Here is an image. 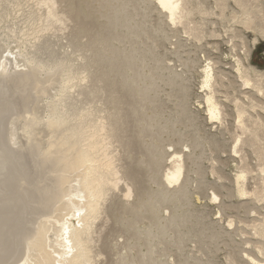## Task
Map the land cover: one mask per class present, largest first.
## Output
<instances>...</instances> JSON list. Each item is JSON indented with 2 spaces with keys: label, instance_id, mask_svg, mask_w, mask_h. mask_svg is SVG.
I'll use <instances>...</instances> for the list:
<instances>
[{
  "label": "bare ground",
  "instance_id": "bare-ground-1",
  "mask_svg": "<svg viewBox=\"0 0 264 264\" xmlns=\"http://www.w3.org/2000/svg\"><path fill=\"white\" fill-rule=\"evenodd\" d=\"M23 1L25 5H27L26 1H29V0H4L5 3H9L11 5L8 4V7H6V9L8 10L10 9L9 12H7L8 10L7 11L5 10L4 13H0V30H2L1 23L4 21L5 18L7 19V17L10 16L11 14L16 16L17 12L24 10V9L21 10V7L23 6ZM94 1L96 0H92L91 2H94ZM140 1L144 3L146 2L153 3L157 11H159L158 13L162 14V16L165 17L166 21L164 22L167 23L168 25L167 27H172L174 29H176L177 27H182L183 28L182 31L184 30L185 31L184 33L188 37H191L192 39H194L197 43L202 40H205L204 38L206 36H210V38L211 37L219 38L220 36L218 34L219 32L218 33L216 32L217 30H214V29L210 31L206 30L205 19L206 17H209V15L211 16V14L212 16L217 15L216 17L219 18L221 23L223 24L228 23V25H230L228 28H226V31L228 32L225 31L226 33L224 32L223 33L229 35L228 37L231 42L232 50H235L236 48H238L235 46L236 44L234 43V40L236 38L237 40L239 39V41L241 42L240 44L244 46V37H245L244 32L246 30H251L261 35L262 37H264V7H263V4L260 2V0H215L214 3L218 8L217 14H215L216 12L214 13V11L209 10L210 5L208 6V9H207L206 8L207 5L206 6L204 5L205 1L203 4V2H201L202 0H140ZM207 1L208 0H206V2ZM83 2H84L83 0L82 1L80 0H35V2H32V3H35V6L33 5L34 8L31 10L29 9L30 10L29 13L25 10V12H27V16L32 15V19H31L32 22H30L31 28L29 27L30 24L28 26L31 32H29V29H26L25 27H24L25 29L24 28L20 29V27L19 28L16 27L17 29L8 27L9 31L6 29L7 30L6 33H4V31L2 32L3 36H1V41H0V98H1L0 99V264H78L80 259H85V264H103L102 256L104 253L101 251V245H99V242L102 239V235H103L104 229L107 226V222L108 220H110L109 218H110L111 212L108 207V204H109L108 202L112 199L114 200L113 197H115L114 195H116L115 194L116 191H120L121 193V194L118 193L117 195L119 196L120 194L119 197L121 198V203L123 206V214H126L129 217L131 216V221L129 220L128 217L127 219L122 217L121 221L123 222L125 221V223L127 221L129 228L131 229L134 228L135 231L137 229L136 232H134L131 236L127 237L126 242L128 241V243H124V244H126L128 248L132 250L137 245L140 246L139 241L144 239V237H146L148 241V245H147L145 253H143L140 250L136 257L135 255L132 256V254L128 255L129 253L127 255H121L119 259L120 264H160L159 262L160 259L158 260L154 256V254L157 252V251L156 252L154 251V246L156 245L155 242L158 241L160 242L159 244H162L166 239L168 240L167 236H168L169 230L171 228L179 227L181 224H184L186 222V219L189 217L188 214L186 215L182 213L183 215L181 214L178 215L176 214V212L179 208V205H180L179 203H182L184 204V206L186 205V207L188 206L190 208L189 206L190 202H188V200L190 199L188 197L190 193L189 185H191L190 180L193 177L191 178L189 176V178H191L190 180L187 176L184 177L185 174L183 173V171L185 168V161H184L185 152H182V151L176 152L178 151L176 149V151L172 152V155L175 156L176 159L173 158L171 161H169V163L165 164V160H164L166 159L165 151L162 150V147L160 145L162 143L161 135H163V133H165L167 129L168 130L170 129L167 126V124L164 123L166 120L165 117H164L165 120L161 118L164 120L163 122L164 125L161 123L162 126L159 125V129H156V128L158 127V124H160V118H159V114L155 112V110H154V113L151 112V114L153 115H150V114H149L150 116L144 115L145 117L139 115L140 117L139 116L136 117V119L138 118L137 119L138 122H135L136 120L134 121L135 123H138V126L140 128V129H137L136 128L137 126H135L136 124L134 125L138 132L136 130L135 131L139 135L138 136L137 134H135V136L137 135L138 137L143 138V135L152 133L154 129L156 131L158 130L157 133L155 131L156 135L152 133L150 134V136L153 137V134H154L155 139L153 138V140H156L160 144L159 145L154 144V141H152L150 139L151 137H149V140L152 141L153 144H151L150 147L146 149L147 151L144 152L145 153L144 155L146 157H144L141 154L143 158L145 159L144 160L141 159L140 161H138V159L140 158L137 159L139 164L141 165L145 164V166H147L149 170L151 171L152 175L149 174L150 181L152 182V184L154 183L156 185V189L153 190L150 186L147 188L141 187L143 184H141L140 186L141 182L139 181V178L137 177V175H135L132 172L133 170L131 171L128 168L129 167L128 165H127L128 167H126L124 166V164L122 165L118 163L120 162L122 157L120 158L119 154L117 153L118 151L117 148L114 149V152L110 148L113 146L114 143L122 144L121 133H123L125 125H127V122L125 124L126 120L124 119L125 117L122 113L123 111L120 108V104L122 105L121 103L122 97L117 95L118 92H120V89L121 91H123L122 88H125L124 90L128 89L131 91L133 89L136 95L140 96L139 98L140 101L138 102V104L139 103L141 104H139V107H137L138 105L136 107H133L130 110V112L132 113V115L137 112L141 114L140 113L141 110L145 109L144 106H147L146 103L153 104L152 102L154 100L153 99L151 100L150 94L151 93L154 94L156 90L158 89V86L160 85L158 84V81H160V83L161 82L163 83L165 81V79L163 81V76H162L163 74L160 75L161 72L160 73L158 72L159 74L157 73V71H162L164 73L163 67L160 68L161 67L160 65H159L160 67L155 65L153 69L150 68L149 74L145 73V68L147 66L146 59H148L147 57H149V55L151 54L153 55L152 53L153 49H151L152 47L144 46V43H142L143 47H140L141 45L139 43L140 39L143 38L144 36H147L149 34V31L145 27V25L143 24L141 25L140 23L138 25V23H136L135 21V19L137 18L136 15L138 14L134 15L130 7L135 5L136 3L133 4L132 0H97L96 2L98 3V5L96 6L99 7V18L100 19L104 18L105 22L104 23L102 22L99 25V27H97V29H94L93 26L89 25L88 23H90L91 19H93L94 21H97L98 17L95 16L89 19L90 12L87 13V10L85 12V10L81 8V5L83 4ZM229 2H232L235 5L236 9H234L233 7H232L233 9L229 7ZM2 3H3L2 0H0V5H2ZM29 3H31V0ZM137 5L139 6V4H136V6ZM149 7H151V5ZM229 8H230V11L228 10ZM140 11L141 10H139V12ZM157 11H155V13ZM141 12H143V10ZM149 14L150 13L148 12L147 14L145 10L142 16L146 17ZM195 15L200 16V20L197 22L194 21ZM80 17L82 18V20ZM143 21H144V24H146L145 22L146 20H143ZM159 25L160 24H158L157 27H159ZM163 25L164 24H162L161 26ZM67 32L69 33L70 40L72 41V43L70 44H72L74 48V53L78 54L77 57L79 55H82L83 60H87V61H84L85 63H82V64L80 63L76 65L74 60H79V59L73 60V58L71 57L72 54L70 55L66 51H65L66 57L61 56L57 59L56 58L55 59L45 58L46 60L43 59L44 57L41 58L39 55H36L35 53H33L32 49L39 43L40 39L42 40L43 38H45V36L58 37L61 34L64 36V33H66V35L68 34ZM169 32H170V29H169ZM151 34L152 36H154L153 31ZM88 35L90 39L87 38L86 40H89V41L87 42L84 41L85 43H81L80 40L86 36L88 37ZM148 38L145 37V40H147ZM154 38L156 40V35ZM162 38H165V36ZM149 41H151V39ZM140 42H144V41H140ZM120 44H123V45L129 44V46L120 47L118 46ZM18 45H20V48H18L19 51L16 52L17 56L14 55L13 57L12 53L11 54L9 53V51L11 50H9L8 48L9 47L14 48L15 46H18ZM183 45L184 44H182L181 46ZM250 46L251 45L249 44V47ZM183 47H186V46H183ZM234 47L236 48L233 49ZM242 48L244 51L242 49L241 51H243L244 53L243 55H245L244 60H247L250 54L249 50L244 49V47ZM247 48H248V45H247ZM86 51H91V54L87 56ZM233 52L236 53L237 50L236 52L235 51ZM152 57L150 56L149 58H152ZM161 58L159 57L158 59H161ZM204 58L207 59L206 57ZM215 58H218V57H215ZM235 58H237V56ZM194 59H191V60H194ZM209 59H210V62L207 63V65H205L204 63L205 68L202 72L203 81L201 83V85H203V87H205L208 90V92L207 94H204L206 95V97L204 96V98H202V99H205L204 104H202L203 102L201 104L205 105V112H206L205 116H207L209 120L213 121L214 124H215V121L217 122L219 121V123L222 124L225 119L224 117H226L227 113L225 114L226 111L224 110L222 103L218 100L219 98L218 99L216 98L215 95L217 93V88H218L217 85L219 81H223L221 80V76L223 75L224 70H221V73H222L221 75V73L217 71L219 69L216 70V66H217L216 61L212 62V59L211 58ZM240 60L241 58L240 59L237 58V60H234V61H236L235 63H236L237 71L239 73L238 75L239 79L242 82L241 84L244 86L243 91H244L245 96H247L248 93L244 89L248 87L247 85H249V83H252L253 85L252 90L254 89L256 94L259 93L260 96L264 97V73L263 72L257 73L256 71L253 70V68H251L252 66H249V67L244 66ZM162 61L158 60L155 62L160 63ZM76 63H78V61ZM188 63L190 65V62ZM192 63H195V62H192ZM192 63H191V66L193 65ZM153 64H154V61H153ZM197 64H200V63L197 62ZM165 65L166 64H164V67ZM231 66L233 67V65ZM135 67L137 69H135ZM195 67H197L196 63H195L194 68ZM173 69L175 70V68ZM134 70L137 72L135 73ZM30 71H32V73H30ZM57 71L61 72V74L58 75L59 72L57 74H54ZM130 71H133L134 73ZM167 72H168V69H167ZM50 73H53V75H58L56 82L58 83V87L60 86L59 89H62V90H60L56 94V96L57 97L63 96V99L58 98L57 103H54V102H51V100H48L44 104L43 102L46 100V96L48 94L46 93V91L48 92V89L44 88L41 94L38 95L39 97L37 96L38 91H36V93H34V91L38 87L39 84L44 83L51 76H53V75H50ZM173 73L175 74L174 75L175 77L174 76L173 77L177 79L176 78L177 73L175 72ZM179 74L178 76L180 77ZM181 75H182V72H181ZM38 76H39V79H38ZM114 76L115 77L118 76L120 80L118 79V82H116L117 78L114 79ZM166 76L168 77V74ZM164 77H165V74H164ZM232 77L234 78L233 75ZM168 79L170 80L171 78L168 77ZM179 80H181V78H179L178 81ZM226 80H227V77H226ZM175 81L173 82L175 83ZM87 82H90L91 84L88 85ZM182 85H178V86H182ZM237 85H240V84H237ZM55 87L57 86L52 87L51 91L53 89L56 90ZM74 88L77 89L79 92L78 93L76 91L79 94V98L81 99V101L78 100L80 101V103L83 102L82 100H85L87 98L91 99V98H96L97 96L101 98L102 96H104L103 97L104 99L106 97L104 100H102V101H106L104 102L105 107L107 106L106 105L107 103H109V105L111 104L110 106H112V111L107 113L108 117H105L103 115V118H101L100 117L101 115H100L99 116L100 119L98 121L95 120L94 116L97 117L95 114L97 111H100L101 107L98 108L97 106L92 105V104L88 106H86V104H83L85 106L76 107L78 101L77 102L74 101L75 103H73L71 102L73 100H70V96L73 95L75 92ZM72 89L74 90L73 94H72V91H73ZM177 89H174V90H177ZM185 89L183 88V90ZM178 91H175V92H178ZM173 92L171 93L173 94ZM241 92H242V89H241ZM2 94L6 95L9 99L7 97L6 98L1 97ZM176 95L178 96V94ZM153 97L154 96H152V98ZM171 97L173 98V96ZM120 98L121 100L119 101ZM157 98L156 96L154 97V99H157ZM234 98L235 97H232L231 99L235 100L238 97L235 99ZM252 98L253 99L250 100L251 101L250 109H254L255 108L254 106H257V105H259L261 109L262 108L264 109V105L262 102H259L253 96ZM66 99H69V100H66ZM76 99L77 98L75 97L74 100ZM41 100H42V103L39 104L40 103L39 101ZM157 100L155 104L158 103ZM66 101H70L71 103L67 104ZM160 103H163L162 100ZM241 103H237L236 101V103L233 105V108L235 110V115H236L235 127H234L236 130H235L234 137H233V143H232L233 147L231 149H233L232 151L234 152V154L239 153L240 154L239 158L243 161L245 160L246 156L244 153L242 154V152H244L243 150L246 147L248 148L250 147L253 150L252 153H255L256 154L255 156H257L259 160L263 162L260 164L258 172L256 171L257 175L255 178L251 176V173L254 171H252V168L248 166L249 163H244V165H242L241 164L242 161H240V164L242 166L239 169L240 170L239 173L235 176V181L233 182V184L232 182L228 183V184H232V186H235V189L229 190V193H226V194L229 195L228 198L230 197L233 198L232 196L233 192H234V195L236 193L239 197H241V199H244L239 202V206L241 207L248 206L250 207L249 209H253L254 210L253 212L255 213V210L257 207L256 205L262 201L264 202V164H263L264 163V122L262 121L263 120L262 118L261 120L260 117H254L252 116V114H248L247 112L248 110H246L245 108V106H247L248 103L247 105H243L244 103L242 104ZM34 105L35 107L33 108ZM163 106L165 107L164 104ZM249 106L250 105H248V107ZM153 107L151 108L152 109L157 108V107H154V108ZM180 107L178 109H180ZM104 109L105 108L103 107L102 110ZM148 109L150 110V108ZM163 109L164 108H162L161 111H163ZM39 110H40V113H43L42 116H37V113L39 112ZM127 110H125L124 108V112ZM183 111H186V110L184 109ZM183 111L181 110V113ZM252 112L254 113V110H252ZM101 114L103 113L101 112ZM132 115L130 114V116L133 118ZM178 115L180 117V114ZM169 116L170 115H168V117ZM183 116H184V112H183ZM174 117H175V114H174ZM213 117H215V119H213ZM173 119L175 120V118ZM182 120L187 121V120H184V118ZM175 121L177 122V120ZM226 121L228 120H225V122ZM31 122H33L34 125H36L35 131L42 138V143L36 146L34 150V154H33L32 147H34L36 140H40V137L36 136L32 138V135L34 133H32L31 129H28L30 124H32ZM190 123L192 122L190 121ZM19 124L21 125L20 129L22 132L21 134L20 133L15 134V131H14L15 125L18 126ZM171 125L173 127V125H175V122L173 121L172 124H170V127ZM186 128L184 126L185 130L188 129ZM175 129L178 130V128H175ZM222 129H223V125H222ZM180 132L184 134L183 131H180ZM176 133H179V132H175V134ZM183 134L181 136H183ZM185 134H186V131H185ZM21 135H22L23 140L20 139ZM174 137L176 139V136ZM184 137L185 135L183 136V138ZM138 139L139 138H137V141L139 143ZM203 139L202 141L204 142L206 138L204 140ZM21 140L23 141V143ZM196 140H198V138ZM10 141L12 143L11 146H13V148L8 147L9 145L8 142ZM165 141L166 140H163V142ZM202 141L201 143H203ZM175 142H177V140ZM186 142L188 143L189 141H185V143ZM179 144L177 142V145ZM196 144L198 145V142ZM147 145H149V142ZM197 145H195L197 149L202 148V147L199 148ZM132 146H130L131 150H132ZM195 146L193 144L192 150L194 149ZM39 147H41L40 150H38ZM134 147L133 149L136 150ZM172 147L174 149V146ZM124 148L126 147H122V151H125L127 148L129 149V147H127L125 150H123ZM142 149L143 151H145L144 148ZM125 152L128 153L127 151ZM141 153L143 152L141 151ZM26 157L30 159V162L29 160L25 159ZM185 157H187L186 154H185ZM200 158L201 157H199V159ZM188 159L187 161H189ZM123 162H124V159H123ZM198 162L199 161H196V163ZM164 166L168 167L166 172L162 171V168ZM199 167L200 166H198V168ZM24 168L25 170H23ZM137 168L139 169V167ZM212 170L213 168L210 171ZM215 170L212 171V173L216 172ZM137 171L139 175L140 174L139 172H141L142 170L141 171L137 170ZM197 171H196V174H199L200 172L197 173ZM193 172L194 171H192V173ZM201 174H199V176ZM217 175H220V174H217ZM140 176H143V174H141ZM223 176L224 175L222 174V179L225 178V177L223 178ZM219 177H221V175ZM251 178L252 179L255 178L258 180L257 182L259 183L257 186L249 185L248 181ZM219 179L222 180L221 178ZM142 180L143 179H141V181ZM144 182L145 181H143V183ZM177 184L179 185L175 187V185ZM228 189H225V190H228ZM230 189H232V187ZM212 190L213 191L211 192V194H208L211 196L210 199L218 201L217 200L219 199L218 193L216 192V190L214 189ZM197 196L194 197V201L196 203H199L200 199ZM216 201L214 202L216 203ZM193 203L194 202H192L191 204ZM165 204H173L175 205V209H176L174 210L175 213L169 214L167 218H164L162 216L163 214L161 215V208ZM222 204L220 206H222ZM180 206L182 207V205ZM223 206L228 207L225 202ZM167 208L169 209L168 211H170V208L168 206ZM199 211H203V210H199ZM259 212L257 213L260 214ZM195 213H198V212H195ZM262 215H261L262 217L259 219H256L254 216L249 217L250 218L249 222L252 225L251 226L252 229L251 228L250 229L254 230L252 231L253 232L252 235H254V238H257L255 239L254 242H252L253 248H254L252 251L261 255L262 259H258V257L255 254H253L254 252H250L251 250L248 247L250 251H248V248L247 250L242 251L245 253L243 258L245 257L246 259L245 258L244 260L242 259L243 263H240V264H264V214ZM73 219L77 221V225L74 224ZM145 219H148V223H149L148 227L145 228V231H138L141 228L140 225L144 223L143 220ZM194 219L196 220V218ZM241 219L242 218L240 217V220ZM246 219L247 218H245V222L242 224H245L247 222ZM232 223L233 221L232 222L229 221V224L227 225L232 226ZM234 223H235V219H234ZM172 225H175V226L171 227ZM207 228L208 227H206L205 231H207ZM201 229L202 228H200V230ZM208 230L210 231V229ZM218 230L221 231L222 229L219 228ZM233 232H235V229H233ZM241 232L244 233V231H241ZM246 233L244 234L247 236L248 233L247 234ZM188 234H189V231H188ZM249 234L251 235V233ZM182 236H185V235L183 234ZM206 237H209V236L207 235ZM212 237H215V241H216V238L219 236L215 234ZM181 238L178 237V239H181ZM218 239H221V237ZM229 241H231L230 238H229ZM157 254L159 255V252H157ZM232 258L230 256V260ZM165 264H168V263H165Z\"/></svg>",
  "mask_w": 264,
  "mask_h": 264
},
{
  "label": "rangeland",
  "instance_id": "rangeland-1",
  "mask_svg": "<svg viewBox=\"0 0 264 264\" xmlns=\"http://www.w3.org/2000/svg\"><path fill=\"white\" fill-rule=\"evenodd\" d=\"M80 1H82V0H80ZM84 2H83V4L81 5V8L82 9H84L85 10V12H86V10H87V13L88 12H90L89 13V19H91V18H93V17H95V16H97L98 17V20L97 21H94L93 19H91L90 20V23H88L89 25H92L93 26V28L94 29H97V27H99V25L103 22H105V19L104 18H99V7L98 6H96V5H98V3L96 2V1H94V2H91L92 0H83ZM85 1H87V2H85ZM204 1H205V4H204ZM2 5H0V13H4V11L6 10H8V9H6V7H8V4L9 3H5L4 2V0H2ZM28 2V3H27ZM30 2V0L29 1H26V4L27 5H25V3H24V1H23V6L21 7V10L22 9H24V10H22V11H19V12H17V14H16V16H14L13 14H11L10 16H8L7 17V19L5 18L4 19V21L1 23V27H2V30H0V41H1V36H3L2 34V32L4 31V33H6L7 32V30L9 31V28L10 27H12V28H15V29H17V28H19L20 27V29H23L24 27L26 28V29H29V32H31L30 31V28H31V23L30 22H32V15L31 16H27V12L29 13V11L31 10V9H33L34 8V6H35V3H32V2H35V0H31V3H29ZM132 2H133V4H139V8L136 6V4L135 5H133V6H131L130 7V9H132L131 11H132V13H134V15H136V14H138V15H136L137 16V18H136V16H135V21H136V23H138V25H139V23L142 25H145V27L148 29V31H149V36L147 35V36H144L143 38H141L140 39V41H144V42H140L139 41V43L141 44L140 45V47H143L142 45V43H144V46H146V47H152L151 49H153V51H152V53H153V55L151 54V55H149V57L151 56H153L152 58H149V57H147L148 59H146V63H147V66H146V68H145V73L146 74H149L150 73V68H152L153 69V67H155V65L156 66H158V67H160V68H162L163 67V70H164V73L162 72V71H157V73L159 72H161L160 73V75L161 74H163L162 76H163V81H164V79H165V81L162 83H160V81H158V84H160L159 86H158V84H157V86H158V89L156 90V95H155V93L153 94V93H151L152 94V96H156V98L158 99H154V97L152 98V96H151V94H150V97H151V100L153 99L154 101L152 102L153 104H149V103H146V105L148 106H144V108L145 109H142V110H144V111H142L141 110V114H139V112H137V113H135V114H133L132 115V113L130 112V110L133 108V107H136L137 105V107H139V104H141V103H139L138 104V102L140 101V96L138 95H136V93H135V91H133V89H132V91L131 90H124L125 88H122V90L123 91H121V89H120V92H118V94L117 95H119L120 97H122V100H124V101H122L121 100V98L119 99V101L121 100V103H122V105L120 104V108L122 109V113H123V115H124V119L126 120L125 121V124H126V122H127V125H125V128H124V130H123V133H121V137H122V146L118 143V144H116V143H114L113 144V146L112 147H110L111 148V150H113V152H114V149H116L117 148V150H115V151H117V153L119 154V156H120V158L122 157V161L120 160V162H118V163H120V164H124V166H126V167H128L135 175H137V177L139 178V181L141 182L140 183V186H141V184H143L141 187H145V188H147V187H151L153 190L154 189H156V185L153 183L152 184V182L150 181V175H152L151 174V171L149 170V168L147 167V166H145V164L144 165H141V164H139L138 163V161H140L141 159L142 160H144L145 158H143V156L144 157H146L144 154V152H146L147 150V148L148 147H150V145L151 144H153V142L152 141H154V144H157V145H159L160 143L159 142H157L156 140H153V138H154V134H155V129H154V131L152 132V133H154L153 134V137H151L150 136V134H152V133H148L147 135L145 134V135H143V138L142 137H138L139 135L137 134V130H136V128L137 129H140L139 128V126H138V123H135V122H138L137 121V119H136V117H138L139 115L140 116H143V117H145L144 115H146V116H148L149 114L150 115H153V114H151V112L152 113H154V110H155V112H157L158 114H159V118H160V124H158V127L156 128V129H159V125L160 126H162V124L164 125V123L165 124H167V126L171 129V131H170V129L168 130H166L165 131V133H163V135H161L162 136V143L160 144L161 145V147H162V150L163 151H165V158L166 159H164L165 160V164L166 163H169V161H171L173 158L174 159H176V157L175 156H173L172 155V152L173 151H176V149L178 150V151H176V152H185L184 153V161H185V168H184V171H183V173L185 174H183L184 175V177H188L189 178V176L192 178H189V180H190V184L191 185H189L190 187H189V190H190V193H189V200H188V202H190V204H189V206H190V208L187 206L186 207V205L184 206V204H182V203H179L180 205H182V207L179 205V208H178V210H177V212H176V214H178V215H183V214H188L189 215V217L186 219V222L184 223V224H181L179 227H175V228H171L170 230H169V232H168V240L166 239L162 244H159L160 242H158V241H156L155 243H156V245L154 246V251L156 252H159V255L157 254V252L154 254V256L159 260L160 259V264L162 263L163 264V262H164V264L165 263H168V264H170V262L172 261L173 262V264H240V263H243V260H244V258H243V256L245 255V253L244 252H242L243 250H247V248L249 247L250 248V250H249V248H248V251H250V252H254V251H252L254 248H253V244H252V242H254L255 241V239H257V238H254V235H252L253 234V232L252 231H254V230H251L252 229V225H251V223L249 222L250 221V218L249 217H255L256 219H259V218H261L263 215L262 214H264V202L262 201V202H260L259 204H257L256 206V210H255V213L253 212L254 210L253 209H249L250 207H248V206H246V207H241V206H239V202L241 201V200H244V199H241V197H239L236 193H235V195H234V192H233V198H234V200H233V198L232 197H230V198H228V194H226V193H229V190H234L235 189V186H232V184H233V182L235 181V176L239 173V169H240V167L242 166V165H244V163H249L248 164V166H250L251 168H252V171H254V172H252L251 173V176L252 177H255L256 178V175H257V173H256V171L258 172V169H259V166H260V164L263 162V161H261V160H259V158L257 157V156H255L256 154L255 153H252L253 152V150H252V148H248V147H246L243 151L244 152H242V154L244 153L245 154V156H246V158H245V160H241L240 158H239V156H240V154L239 153H235L234 154V152L232 151L233 149H231L232 147H233V137H234V133H235V120H236V115H235V110H234V108H233V105L236 103V101H237V103H244L243 105H247V103H248V105H250L249 107H248V105L247 106H245V108H246V110H248L247 112H248V114H252V116H254V117H260V119L264 122V109L262 108L261 109V107H259V105H257V106H254L253 108L254 109H250L251 108V99H253L252 98V96L253 97H255L256 98V100H258L259 102H262L263 103V105H264V97L263 96H260L259 95V93H255V91H254V89L252 90V88H253V85H252V83H249V85H247L248 87L246 88V89H244L247 93V96H245V94H244V91H243V85L241 84L242 82H241V80L239 79V73H238V71H237V68H236V61H234V60H237V58L238 59H240L241 58V62H242V64L244 65V66H252L251 68H253V70L254 71H256L257 73H261V72H263L264 73V37H262L261 35H259V34H257V33H255V32H253V31H251V30H246L245 32H244V46L242 45V44H240L241 42L239 41V39L237 40V38L234 40V43L236 44L235 46L236 47H238V48H236V47H234L233 49H235V50H232V47H231V42H230V40H229V35H227V34H224V33H226V32H228V31H226V28H228L230 25H228V23H221V21L219 20V18H217L216 16L217 15H213L212 16V14H211V16L209 15V17H206V19H205V27H206V30L208 31H210V30H217L216 32L221 36V38H220V36H219V38L217 37V38H210V36H206L204 39L206 40H202V41H200V42H196L194 39H192L191 37H188L184 32V30L182 31V27H177L176 29H174V28H172V27H167L168 25H167V23L166 22H164V21H166L165 20V17L164 16H162V14H160V13H158L159 11H157V9L155 8V6L153 5V3H148V2H146V3H144V2H142V1H140V0H132ZM139 2V3H138ZM141 2V3H140ZM201 2H203V4L206 6V8L208 9V6H209V10H212V11H214V13L215 14H217V12H218V8H217V6L215 5V0L213 1V0H208L207 2L209 3H207L206 2V0H202ZM260 2L263 4V7H264V0H260ZM87 3V4H86ZM207 3V4H206ZM30 4V5H29ZM141 4V5H140ZM9 5H11V4H9ZM34 5V6H33ZM86 5V6H85ZM89 5V6H88ZM95 5V6H94ZM151 5V7H149ZM214 5V6H213ZM28 6V7H27ZM30 6H32V7H30ZM152 6H154V7H152ZM216 6V7H215ZM85 7V8H84ZM86 7H88V8H86ZM133 7V8H132ZM147 7V8H146ZM229 7H233L234 9H236V7H235V5L232 3V2H229ZM90 8V9H89ZM143 8V9H142ZM148 8H150V9H148ZM211 8H213V9H211ZM215 8V9H214ZM232 8V9H233ZM28 9V10H27ZM30 9V10H29ZM152 9V10H151ZM155 9V10H154ZM25 10L27 11V12H25ZM135 10H136V12H135ZM139 10H143V12H145V10H146V13L148 14V12L150 13L149 15H147L146 17H143L142 16V14H143V12H139ZM229 11H230V8L228 9ZM10 11V9L7 11V12H9ZM95 11V12H94ZM151 11H153V12H151ZM155 11H157L156 13H155ZM24 14H23V13ZM94 12V13H93ZM141 13V14H140ZM154 13V14H153ZM20 14H22V15H20ZM26 14V15H25ZM157 14V15H156ZM164 17V18H163ZM81 18V17H80ZM163 18V19H162ZM198 20H197V19ZM160 19V20H159ZM196 19V20H195ZM209 19H210V21H209ZM31 20V21H30ZM81 20H82V18H81ZM143 20H146L145 22H146V24H144V21ZM200 20V16L199 15H195L194 16V21H199ZM207 20H208V22H207ZM161 21H163V22H161ZM214 21V22H213ZM95 22V23H94ZM100 22V23H99ZM164 24L163 26H161L162 24ZM207 22V23H206ZM210 22H211V24H210ZM92 23V24H91ZM216 23V24H215ZM15 24V25H14ZM29 24H30V26H29ZM98 24V25H97ZM158 24H160L159 25V27H157L158 26ZM209 24V25H208ZM215 24V25H214ZM223 24V25H222ZM227 24V25H226ZM18 25V26H17ZM166 25V26H165ZM211 25V26H210ZM28 26L30 27V28H28ZM9 27V28H8ZM17 27V28H16ZM150 27V28H149ZM167 27V28H166ZM224 27V28H223ZM24 28V29H25ZM33 28V27H32ZM210 28V29H209ZM7 29V30H6ZM151 29V30H150ZM169 29H170V32H169ZM179 29V30H178ZM224 29V30H223ZM159 30H161V31H159ZM150 31H151V33H152V31H153V34H154V36H152V34L150 33ZM177 31H178V33L179 34H181V35H179L178 33H177ZM226 31V32H225ZM29 32H28V34H29ZM51 32V31H50ZM167 32V33H166ZM174 32V33H173ZM224 32V33H223ZM68 33V32H67ZM106 33V32H105ZM159 33V34H158ZM171 33V34H170ZM173 33V34H172ZM176 33V34H175ZM184 34V36H183V34ZM48 34V33H47ZM162 35V37H164L165 36V38H162L161 37V35ZM207 34V33H206ZM150 35H151V37H150ZM155 35H156V40H155ZM168 35V36H167ZM225 35V36H224ZM65 36V37H64ZM64 36L61 34L60 36H58V37H52V36H45V38H43L42 40L40 39V41H39V43L32 49L33 50V53H35L36 55H39L41 58H43V59H50V58H52V59H57V58H59V57H66V52H68L70 55H71V57L73 58V60L74 59H79V60H74V62H75V64L77 65V64H82V63H85L84 61H87V60H83V57H82V55H79L78 57H77V53H74V48H73V46H72V44H70V43H72V41L70 40V37H69V33L66 35V33H64ZM170 36H171V38H170ZM175 36H177L178 37V39H177V37H175ZM145 37L146 38H148V37H150V38H148L149 40L151 39V41H149L148 39L147 40H145ZM173 37V38H172ZM182 37V38H181ZM208 37V38H207ZM87 38H89L90 39V37H89V35H88V37L86 36V37H84V38H82L80 41H81V43H85V42H87V41H89V40H86ZM154 38V39H153ZM167 38V39H166ZM186 38V39H185ZM245 38H246V40H245ZM257 38V39H256ZM144 39V40H143ZM170 41H169V40ZM184 39H185V41H184ZM175 40H177V41H175ZM178 40H179V42H178ZM191 40V41H190ZM194 40V41H193ZM257 40V41H256ZM85 41V42H84ZM190 41V42H189ZM193 41V42H192ZM216 41V42H215ZM217 41H218V43H217ZM254 41H256V42H254ZM145 42H146V44H145ZM176 42V43H175ZM183 42V43H182ZM191 43V44H189V43ZM150 43H152V44H150ZM153 43H154V45H153ZM177 43H179V44H177ZM193 43V44H192ZM194 43H195V45H194ZM200 43V44H199ZM217 45H216V44ZM252 43H253V45H252ZM51 44V45H50ZM148 44V45H147ZM182 44H184L183 46H186V47H183V46H181ZM189 44V45H188ZM238 44V45H237ZM249 44L251 45L250 47H249ZM178 45V46H177ZM208 45V46H207ZM214 45H216V46H214ZM218 45H219V47H218ZM247 45H248V48H247ZM48 48H47V47ZM50 46H52V47H50ZM118 46H120V47H123V46H126V47H128L129 46V44H120V45H118ZM216 47V48H215ZM242 47H244V49H248L249 50V57H248V59L247 60H244L245 59V55H243L244 53H243V48ZM18 48H20V45H18V46H15L14 48H12V47H9L8 49L9 50H11V51H9V53L11 54L12 53V56L14 57V55H16L17 56V53L16 52H18L19 51V49ZM36 48V49H35ZM39 48V49H38ZM179 48H181V49H179ZM179 49V50H178ZM217 49V50H216ZM241 49L243 50V51H241ZM51 50H53V51H51ZM232 50V51H231ZM236 50H237V52H236ZM66 51V52H65ZM72 51H73V53H72ZM177 51H178V53H177ZM233 51H235L236 53H234ZM14 52V53H13ZM65 52V53H64ZM175 52V53H174ZM203 52V53H202ZM62 53H64V54H62ZM67 53V54H68ZM86 55L87 56H89L90 54H91V51H86ZM238 53V54H237ZM252 53V54H251ZM59 54H61V55H59ZM74 54V55H73ZM178 54V55H177ZM237 54V55H236ZM241 54H242V56H241ZM159 55V56H158ZM180 55V56H179ZM207 55V56H206ZM237 56V58H235L236 56ZM239 55V56H238ZM82 58H81V57ZM179 56V57H178ZM209 56H211V57H209ZM161 58V59H158V58ZM182 57H183V59H182ZM188 57V58H187ZM204 57H206L207 59H205ZM215 57H218V58H215ZM12 58V57H11ZM181 58V59H180ZM196 59V61L197 62H199L200 64H197V62L195 61V59ZM199 58V59H198ZM209 58H211L212 59V62H215L216 61V64H217V66H216V64H215V66H216V70L217 69H219V70H217L218 72H220L221 73V70H224L223 71V75H222V73H221V75L223 76H221V80H223V81H219V83H218V85H217V93H216V98L222 103V106H223V108H224V110L226 111L225 112V114H226V117H224L225 119H224V122L222 123V124H220L219 123V121L217 122V121H215V124L213 123V121H211V120H209L208 118H207V116H205V114H206V112H205V105H202V104H204V102H205V99H202V98H204V96L206 97V95H204V94H207V92H208V90L205 88V87H203V85H201V83H202V81H203V76H202V72H203V70H204V68H205V65H207V63H209L210 62V59ZM219 58H220V60H219ZM45 59V60H46ZM149 59H150V61H149ZM157 59V60H156ZM186 59V60H185ZM191 59H194V60H191ZM209 59V60H208ZM83 61V62H81V61ZM154 61V64H153V61ZM158 60H163L162 62H155V61H158ZM182 60H184V61H182ZM189 60V61H188ZM206 60V61H205ZM78 61V63H76ZM148 61V62H147ZM152 61V62H151ZM187 61V62H186ZM201 61V62H200ZM245 61H246V63H245ZM184 62V63H183ZM188 62H190V65H189V63ZM192 62H195L196 63V66L197 67H195L194 68V66H195V63H192ZM218 62V63H217ZM187 65H186V64ZM191 63L193 64L192 66H191ZM204 63H205V65H204ZM151 64V65H150ZM164 64H166L165 65V67L168 69V72H167V69L164 67ZM185 66H184V65ZM248 64V65H247ZM150 65V66H149ZM154 65V66H153ZM160 65V66H159ZM231 65H233V67L231 66ZM169 66H171V67H169ZM198 66H200V67H198ZM231 66V67H230ZM191 67V68H190ZM149 68V69H148ZM173 68H175V70L173 69ZM194 68V69H193ZM200 68V69H199ZM232 68V69H231ZM135 69H137L136 67H135ZM166 69V70H165ZM174 70V71H173ZM196 70H197V72H196ZM167 73H166V72ZM178 71H180V72H178ZM59 71H57L56 73H54V74H57ZM130 72H132V73H136L137 71H135L134 70V72L133 71H130ZM173 72H175V73H177L176 75L178 76V74L180 75V77L178 76H176V78L177 79H175L174 77V73ZM181 72H182V75H181ZM226 72V73H225ZM228 72V73H227ZM30 73H32V71H30ZM158 73V74H159ZM231 75H230V74ZM251 73H253V72H251ZM262 73V74H263ZM59 74H61V72H59L58 73V75ZM164 74H165V77L167 78V80H166V78L164 77ZM168 74V77L169 78H171L170 80L168 79V77L166 76ZM171 74V75H170ZM229 74V75H228ZM235 74V75H234ZM50 75H53V73H50ZM58 75H53V76H51L47 81H45L44 83H42V84H39L38 85V87L35 89V91H34V93H36V91H38L37 92V96L38 95H40L41 94V92H42V90L44 89V88H47L48 89V92L46 91V93H48L47 94V96H46V100L43 102L44 104L48 101V100H51V102H54V103H57V101H58V98L60 99H63V96L62 97H57L56 96V94L60 91V90H62V89H59L60 88V86L58 87V83L56 82V79H57V77H58ZM232 75L234 76V78L232 77ZM174 76V77H173ZM201 76V77H200ZM250 76H252V75H250ZM47 77V76H46ZM226 77H227V80L229 79L230 80V78H231V80L229 81H227L226 80ZM237 77H238V79H237ZM117 78V79H116ZM173 78V79H172ZM179 78H181V80H179L178 81V79ZM38 79H39V76H38ZM114 79H116V82H118V79L120 80V78L118 77V76H114ZM226 81H225V80ZM169 80V81H168ZM171 80H173V81H175V83L173 82V81H171ZM240 80V81H239ZM173 82V83H171V82ZM185 81V82H184ZM232 81V82H231ZM236 81V82H235ZM166 82H167V84H166ZM222 82V83H221ZM224 82V83H223ZM228 82V83H227ZM232 84H231V83ZM236 83V85H235V83ZM88 83V85L89 84H91L90 82H87ZM185 83V84H184ZM166 84V85H165ZM169 84V85H168ZM175 86H177V87H175ZM177 84V85H176ZM182 84H184V85H182ZM190 84V85H189ZM229 84V85H228ZM237 84H240V85H237ZM60 85V84H59ZM162 85V86H161ZM164 85V86H163ZM178 85H182V86H178ZM189 85V86H188ZM221 85H223V86H220ZM225 85H226V87H225ZM54 86H57V87H55V89L56 90H52L51 91V88L52 87H54ZM170 86V87H169ZM174 86V87H173ZM184 86H186V87H184ZM201 86V87H200ZM228 86V87H227ZM230 86V87H229ZM237 86V87H236ZM160 87V88H159ZM162 87H163V89H162ZM172 87H173V89H172ZM179 87V88H178ZM190 89H189V88ZM234 87V88H233ZM240 87V88H239ZM250 87V88H249ZM178 88V89H177ZM182 88V89H181ZM183 88L185 89V90H183ZM232 88V89H231ZM238 88V89H237ZM75 89V88H74ZM165 89V90H164ZM174 89H177V90H174ZM241 89H242V92H241ZM73 90V89H72ZM159 90V91H158ZM163 90V91H162ZM178 90H180V91H178ZM187 90V91H186ZM203 90V91H202ZM240 90V91H239ZM248 90V91H247ZM78 92V90L77 89H75V92H74V90L72 91V94H73V92H74V94L73 95H71L72 96V98H71V96H70V100H73V101H71V102H73V103H75L74 101H78V100H80L81 101V99L79 98V92ZM125 91V92H124ZM129 91H130V93H129ZM163 93H162V92ZM175 92V91H178V92H175L176 94H178V96H179V98H178V96L173 92V94L171 93V92ZM184 91V92H183ZM206 91V92H205ZM32 92V91H31ZM159 92V93H158ZM161 92V93H160ZM183 92V93H182ZM241 92V93H240ZM135 93V94H134ZM166 93V94H165ZM171 93V94H170ZM189 95H188V94ZM243 93V94H242ZM64 94V93H63ZM132 94V95H131ZM160 94V95H159ZM251 94V95H250ZM253 94V95H252ZM130 95V96H129ZM168 95H169V97H168ZM175 95V96H174ZM187 95V96H186ZM249 95V96H248ZM18 96V95H17ZM171 96H173V98L171 97ZM183 96V97H182ZM203 96V97H202ZM218 96V97H217ZM239 98H237V97ZM1 97H4V98H6L7 96L6 95H1ZM39 97V96H38ZM75 97L77 98L76 100H74L75 99ZM103 97L104 96H102L101 98L99 97V96H97L96 98H87V99H85V100H82L83 102H81L80 103V101H78V103H77V105H76V107H80V106H85V105H83V104H86V106H88V105H90V104H92V105H95V106H97L98 108H102L103 109V107L105 108L104 110H102L101 108H100V111H97L96 112V116L97 117H99L100 115V117L101 118H103V115L105 116V117H108L107 116V113H109L110 111H112V106H110L109 105V103H107L106 105V107H105V103L104 102H106V101H102V100H104L103 99ZM170 97H171V99H170ZM177 99H176V98ZM186 97V98H185ZM188 97V98H187ZM232 97H235V98H237V99H235V100H233V99H231ZM263 97V98H262ZM8 98V97H7ZM74 98V99H73ZM221 98V99H220ZM254 98V99H255ZM258 98V99H257ZM1 99V98H0ZM9 99V98H8ZM181 101H180V100ZM183 99V100H182ZM231 99V100H230ZM249 99V100H248ZM12 100H13V98H12ZM18 100V99H17ZM16 100V101H17ZM66 100H69V99H66ZM156 100H157V102L158 103H156L155 104V102H156ZM161 100H162V102L163 103H160L161 102ZM185 100V101H184ZM87 101L88 102V104H87V102L85 103V102ZM90 101V102H89ZM239 101V102H238ZM241 101V102H240ZM248 101V102H247ZM40 103L39 104H41L42 103V100L41 101H39ZM70 101H66V103L68 104V103H71ZM102 102V103H101ZM124 102V103H123ZM177 102V103H176ZM186 102H187V104H186ZM203 102V103H202ZM232 102H234V103H232ZM202 103V104H201ZM226 105H225V104ZM241 103V104H242ZM250 103V104H249ZM104 104V105H103ZM161 104V105H160ZM163 104L165 105V107L163 106ZM178 104V105H177ZM47 105V104H46ZM99 105V106H98ZM102 105V106H101ZM109 105V106H108ZM149 105H150V107H149ZM152 105V106H151ZM154 105H156V106H154ZM157 105H159V106H157ZM123 108H122V107ZM157 107L156 109L154 108V107ZM181 106V107H180ZM195 106V107H194ZM227 108H226V107ZM35 107V105L33 106V108ZM111 107V108H110ZM151 107H153L154 109H152ZM180 107V109L183 111L184 109L186 110V111H183L184 112V116H186V117H184L183 116V112L181 113V110L180 109H178ZM198 107V108H197ZM201 107V108H200ZM259 108V109H257V108ZM37 108V107H36ZM36 108H35V110H36ZM47 108V107H46ZM124 108H125V110H127V111H125L124 112ZM127 108V109H126ZM147 108V109H146ZM148 108H150V110L148 109ZM162 108H164L165 109V111H164V109H163V111H161V109ZM176 108V109H175ZM107 109V110H106ZM111 109V110H110ZM231 109V110H230ZM109 110V111H108ZM193 110H195V111H193ZM252 110H254V113L252 112ZM106 111V112H105ZM146 111V112H145ZM158 111H160V112H158ZM176 111V112H175ZM178 111V112H177ZM228 111V112H227ZM101 112L103 113V114H101ZM130 112V113H129ZM150 112V113H149ZM166 114H165V113ZM232 112V113H231ZM257 112V113H256ZM40 110H39V112L37 113V116H42L43 115V113H40ZM164 113V114H163ZM187 113V114H186ZM130 114L133 116V118L130 116ZM161 114V115H160ZM174 114H175V117H174ZM178 114H180V117H179V115H178V117H177V115ZM259 114V115H258ZM137 115V116H136ZM149 115V116H150ZM163 115V116H162ZM168 115H170L169 117L171 118H169L168 117ZM230 117H229V116ZM233 115V116H232ZM258 115V116H257ZM139 116V117H140ZM172 116V117H171ZM182 116V117H181ZM263 116V117H262ZM97 117H95L94 116V119L95 120H99L100 119V117L99 118H97ZM164 117H165V119L166 120H168V121H166L165 119H164ZM161 118H163L164 120H165V122H164V120L163 119H161ZM168 118V119H167ZM173 118H175V120H177V122L173 119ZM178 118H180L181 120L184 118V120H187V121H181L180 119H178ZM134 119V120H133ZM170 119V120H169ZM189 119V120H188ZM233 119H234V121H233ZM136 120V121H135ZM178 120H180L181 121V123H180V121H178ZM209 120V121H208ZM225 120H228V121H226L225 122ZM135 121V122H134ZM175 122V125H173V127H172V125H171V127H170V124H172V122ZM190 121L192 122V123H190ZM21 122V121H20ZM164 122V123H163ZM167 122V123H166ZM188 122V123H187ZM19 123V122H18ZM32 124H30V126H29V128L28 129H31L32 130V133H34L33 135H32V138H34V137H36V136H38V137H40V135L35 131V126L36 125H34V123L33 122H31ZM162 123V124H161ZM184 125H183V124ZM225 123V124H224ZM229 123V124H228ZM21 124V123H20ZM15 125V128H14V131H15V134L17 133H20L21 134V129H20V126L21 125ZM131 124H133V125H131ZM136 124V125H135ZM180 124V125H179ZM191 124H192V126H191ZM194 124V125H193ZM220 124V125H219ZM232 124V125H231ZM234 124V125H233ZM130 125V126H129ZM137 126L136 128H135V126ZM222 125H223V129H222ZM224 125H226V126H224ZM230 125V126H229ZM184 126H185V128L187 127H189L187 130H185L184 129ZM194 126V127H193ZM215 126H216V128H215ZM228 126V127H227ZM19 127V128H18ZM221 129H220V128ZM228 129H227V128ZM135 128V129H134ZM175 128H178V130H176ZM180 128V129H179ZM183 128V129H182ZM225 128V129H224ZM18 129H19V131H18ZM196 129V130H195ZM137 132H136V131ZM173 130H175V131H173ZM17 131V132H16ZM158 131V130H157ZM157 131H156V133H157ZM180 131H183L184 132V134L182 133V132H180ZM185 131H186V134H185ZM188 131V132H187ZM195 131V132H194ZM174 132V133H173ZM175 132H179V133H181V134H179V133H176L175 134ZM171 133V134H170ZM37 134V135H36ZM135 134H137L136 136H135ZM168 134V135H167ZM175 134V135H174ZM179 134V135H178ZM183 134V136L185 135V137H186V139H185V137L183 138V136H181ZM149 135V136H148ZM156 135V134H155ZM179 137H178V136ZM198 135V136H197ZM135 136V137H134ZM145 136V137H144ZM160 136V137H161ZM173 136V137H172ZM174 136H176V139H175V137ZM21 138L20 139H22L23 140V138H22V135L20 136ZM134 137V138H133ZM149 137H151L150 139L152 140V141H150L149 140ZM191 137V138H190ZM232 137V138H231ZM136 138V139H135ZM137 138H139L138 140H139V143H140V145H139V143H138V141H137ZM141 138V139H140ZM173 138V139H172ZM188 138V139H187ZM193 138V139H192ZM198 138V140H196ZM205 140H204V139ZM155 139V138H154ZM169 139V140H168ZM192 141H191V140ZM201 139V140H200ZM202 139L204 140V142L202 141ZM21 140V141H22ZM129 140H130V142H129ZM163 140H168L167 142L165 141V142H163ZM170 140H172V141H170ZM177 140V142H178V144L179 145H177V142H175ZM182 140V141H181ZM193 140H194V142H193ZM196 140V141H195ZM207 140V141H206ZM213 140V141H212ZM44 141V140H43ZM111 141V140H110ZM124 141V142H123ZM135 141V142H134ZM179 141H181V142H179ZM184 141V142H183ZM185 141H189L188 143L186 142L185 143ZM200 141V142H199ZM201 141L203 142V143H201ZM214 142V143H212V142ZM148 142H149V145H147L148 144ZM151 142V143H150ZM193 142V143H192ZM198 142V145L196 144ZM206 142V143H205ZM22 143H23V141H22ZM42 143V138L40 137V140H36V142H35V145H34V147H32V150H33V154H34V150H35V148H36V146H38V145H40ZM128 143V144H127ZM131 143V144H130ZM135 145V147H134V145ZM146 143V144H145ZM171 143V144H170ZM174 143V144H173ZM184 143V144H183ZM190 143H192V144H190ZM8 147H12L13 148V146H11V141L10 142H8ZM124 144V145H123ZM166 144V145H165ZM176 144V145H175ZM182 144V145H181ZM190 146H189V145ZM193 144H194V146L195 145H197L199 148H201V149H197L196 148V146L194 147V149L192 150V148H193ZM201 144V145H200ZM217 144V145H216ZM133 145V146H132ZM147 145V146H146ZM165 145V146H164ZM168 145V146H167ZM174 146V149H173V147L172 146ZM200 145V146H199ZM16 146V145H15ZM115 146V147H114ZM120 146V147H119ZM130 146H132V150L134 151V153H133V151L131 150V148H130ZM164 146V147H163ZM186 146H188V147H186ZM122 147H129V149L127 148H124L123 150H125V151H127L128 153H126L125 151H122ZM133 147L136 149V150H134L133 149ZM142 147V148H144L145 149V151H143V149L140 148ZM146 147V148H145ZM186 147V148H185ZM119 148V149H118ZM167 148V149H166ZM25 149H26V147H25ZM41 149V147H39L38 148V150H40ZM179 149H180V151H179ZM184 149V150H183ZM251 149V150H250ZM122 152H121V151ZM130 150V151H129ZM170 150H172V151H170ZM245 150H247V151H245ZM141 151L143 152V153H141ZM203 153H202V152ZM251 151V152H250ZM132 154H131V153ZM170 152V153H169ZM249 152V153H248ZM27 153V152H26ZM189 153V154H188ZM192 153V154H191ZM113 154H115V153H113ZM117 154V155H118ZM121 154V155H120ZM123 154V155H122ZM128 154V155H127ZM143 156H142V155ZM180 154V153H179ZM185 154H186V156L187 157H185ZM191 154V155H190ZM28 155V154H27ZM168 155V156H167ZM193 155V156H192ZM197 155H199V156H197ZM203 155V156H202ZM236 155H238V156H236ZM125 156V157H124ZM130 157V158H128V157ZM171 156V157H170ZM198 158H197V157ZM244 156V157H245ZM127 157V158H126ZM170 157V158H169ZM194 157V158H193ZM199 157H201L200 159H199ZM232 157V158H231ZM136 158V159H135ZM138 158H140V159H138ZM189 158V159H188ZM26 160H29V162H30V159H28L27 157L25 158ZM123 159H124V162H123ZM127 159V160H126ZM137 159H138V161H137ZM168 159V160H167ZM187 159L189 160V161H187ZM197 159H199V160H197ZM216 159V160H215ZM218 159V160H217ZM234 159V160H233ZM191 160V161H190ZM247 160V161H246ZM259 160V161H258ZM128 161V162H127ZM167 161V162H166ZM196 161H199L198 163H196ZM219 162V163H217V162ZM222 161V162H221ZM240 161H242L241 162V164H240ZM126 162V163H125ZM130 162V163H129ZM137 162V163H136ZM193 162V163H192ZM135 164H137V165H135ZM164 164V165H165ZM211 164H213V165H211ZM264 164V163H263ZM128 165V166H127ZM197 167H196V166ZM143 166V167H142ZM193 166V167H192ZM198 166H200L199 168H198ZM212 166V167H211ZM217 166V167H216ZM137 167H139V169L137 168ZM165 167V166H164ZM162 168V171H165L166 172V170H167V166L165 167V168ZM210 167H211V169L213 168V170L212 171H214L215 169V171L216 172H214V173H212V171H210L211 169H210ZM215 167V168H214ZM127 168V169H128ZM137 168V169H136ZM192 168V169H191ZM195 170H194V169ZM142 171H141V170ZM146 169V170H145ZM201 171H200V170ZM23 170H25V168L23 169ZM137 170H139V171H141V172H139L140 174L138 175V171ZM149 170V171H148ZM194 171L193 173H192V171ZM198 170V171H197ZM185 171H186V173H185ZM189 171H191V172H189ZM196 171H197V173H199V174H201V172H202V176L200 175L199 176V174H196ZM218 171V172H217ZM135 172H137V173H135ZM147 172V173H146ZM164 173V172H163ZM190 173V174H189ZM192 173V174H191ZM195 173V174H194ZM224 175L223 176V178L224 179H222V174ZM141 174H143V176H140ZM149 177H147L146 175ZM150 174V175H149ZM217 174H220L221 175V177H219L220 175H217ZM253 174V175H252ZM146 176V177H145ZM204 177V178H203ZM143 179L142 181H141V179ZM218 178V179H217ZM219 178H221L222 180H220ZM249 179V181H248V183H249V185L250 186H257L258 185V183L259 182H257L258 180L257 179ZM255 180H256V182H255ZM143 181H145L144 183H143ZM150 181V182H149ZM203 182V183H202ZM232 182V184H228V183H231ZM216 184V186H215V184ZM179 184H177V185H175V187H177ZM220 186H222V187H220ZM226 186H227V188H226ZM230 186V187H229ZM191 187H193V188H191ZM213 187V188H212ZM219 187V188H218ZM232 187V189H230ZM234 187V188H233ZM216 188V189H215ZM229 188V189H228ZM212 189H214V190H216V192L218 193V198L221 200H219V199H217L218 201H216V200H212V199H210V195H208V194H211V192L213 191ZM218 189V190H217ZM225 189H228V190H225ZM194 190V191H193ZM118 193H120V191H116L115 192V194L116 195H114L115 197H113L114 198V200L112 199V200H110L108 203V207H109V210H110V220H108V222H107V226H106V230L104 229V232H103V235H102V239H101V241L99 242V245H101V251L104 253L103 254V264H120V257H121V255H127L128 253V255H131L132 254V256H134L135 255V257L138 255V253H139V251L141 250L143 253H145L146 252V248H147V245H148V241H147V239H146V237H144V239H142L141 241H139V243H140V246H136V247H134L132 250H130L129 248H128V246L126 245V244H124V243H128V241L126 242V239H127V237H129V236H131L134 232H136L137 231V229H136V231H135V229L133 228V229H131V228H129V226H128V222L126 221V223H125V221L123 222V221H121V219H122V217L123 218H125V219H127V217L129 218V220L131 221V216L129 217L128 215H126V214H123V206H122V203H121V198L119 197L120 196V194H119V196L117 195ZM195 193V194H194ZM220 193V194H219ZM191 194V195H190ZM194 194V195H193ZM198 196H197V195ZM222 194V195H221ZM226 194V195H225ZM208 195V196H207ZM117 196V197H116ZM195 196H197L200 200H199V203H196L195 201H194V197ZM223 196V197H222ZM222 197V198H221ZM225 197V198H224ZM193 198V199H192ZM232 198V199H231ZM211 200V201H210ZM229 200V201H228ZM238 200V201H237ZM214 201H216V203L214 202ZM228 201V202H227ZM115 202H116V204H115ZM192 202H194L193 204H191ZM214 202V203H213ZM223 204H222V203ZM224 202L226 203V205L228 206V207H224L223 205H224ZM231 202V203H230ZM233 202V203H232ZM229 203V204H228ZM110 204H111V206H110ZM199 204V205H198ZM201 204V205H200ZM203 204V205H202ZM210 204H212V205H210ZM214 204H216V205H214ZM217 204H218V206H217ZM222 204V206H220ZM232 204V205H231ZM238 207H237V206ZM252 205V204H251ZM259 205H261V206H263V207H261V206H259ZM167 206L170 208V211H168L169 209L167 208ZM174 206V207H173ZM200 206V207H199ZM233 206V207H232ZM259 206V207H258ZM111 207V208H110ZM165 207V208H164ZM187 208V209H186ZM194 208V209H193ZM222 208V209H221ZM223 208H225V209H223ZM227 208H228V210H227ZM231 210H230V209ZM233 208V209H232ZM263 208V209H262ZM165 209V210H164ZM221 209V210H220ZM237 209V210H236ZM120 210V211H119ZM174 210H176L175 209V205H173V204H165V205H163V207L161 208V215L164 217V218H167L168 216H169V214H173V213H175V211ZM189 210V211H188ZM194 210V211H193ZM197 210V211H196ZM199 210H203V211H199ZM179 211V212H178ZM187 211H188V213H187ZM218 211V212H217ZM259 212L260 214H258L257 212ZM120 212V213H119ZM195 212H198V213H195ZM201 212V213H200ZM183 213V214H182ZM190 213V214H189ZM220 213V214H219ZM224 213V214H223ZM246 213H247V215H246ZM194 214V215H193ZM204 214H206V215H204ZM228 216H227V215ZM255 214V215H254ZM203 215V216H202ZM222 215V216H221ZM226 215V216H225ZM238 215V216H237ZM260 215V216H259ZM196 218V220L193 218ZM195 216H197V217H195ZM198 216H199V218H198ZM235 216V217H234ZM236 216H237V218H236ZM242 218L241 220H240V217ZM202 219H201V218ZM230 217V218H229ZM234 217V218H233ZM238 217H239V219H238ZM228 218V219H227ZM232 218V219H231ZM244 218V219H243ZM245 218H247L246 219V223L245 224H242V223H244L245 222ZM210 219V220H209ZM230 219V220H229ZM234 219H235V223H234ZM238 221H237V220ZM74 220V224L75 225H77V221L75 220V219H73ZM118 220V221H117ZM198 220V221H197ZM200 220H202V221H200ZM206 220V221H205ZM212 220V221H211ZM222 220V221H221ZM144 221V223H142L141 225H140V229L138 230V231H145V228H147L148 227V225H149V223H148V219H145V220H143ZM147 221V222H146ZM193 223H192V222ZM217 221V222H216ZM229 221L230 222H232L233 221V223H232V226H229V225H227V224H229ZM242 221V222H241ZM146 222V223H145ZM190 224H189V223ZM199 224H198V223ZM203 222V223H202ZM215 222V223H214ZM223 222V223H222ZM228 222V223H227ZM241 222V223H240ZM192 223V224H191ZM206 223V224H205ZM214 223V224H213ZM225 223H226V225H225ZM250 223V224H249ZM255 223H256V221H255ZM111 224V225H110ZM127 224V225H126ZM144 224V225H143ZM196 224V225H195ZM203 226H201V225ZM215 224H217V225H215ZM219 224V225H218ZM234 224V225H233ZM248 224V225H247ZM191 225V226H190ZM193 225V226H192ZM124 226V227H123ZM146 226V227H145ZM175 225H172L171 227H174ZM186 226H188V227H186ZM195 226V227H194ZM217 226H218V228H217ZM229 226V227H228ZM235 226V227H234ZM181 227H183V228H181ZM185 227V228H184ZM197 227V228H196ZM198 227H200V228H202L201 230H200V228H198ZM206 227H208L207 228V231H205L206 230ZM231 227V228H230ZM234 227V228H233ZM240 227H242V228H240ZM187 228H188V230H187ZM214 228V229H213ZM222 229L221 231L220 230H218V229ZM229 228V229H228ZM235 229V232H233V229ZM251 230H249V229ZM197 229V230H196ZM199 229V230H198ZM208 229H210V231L208 230ZM224 229V230H223ZM122 230H123V232H122ZM175 230V231H174ZM182 231V232H180V231ZM204 232H203V231ZM217 230V231H216ZM244 231V233H248V235L246 236L243 232H241V231ZM172 231V232H171ZM178 231V232H177ZM187 231V232H186ZM188 231H189V234H188ZM225 233H224V232ZM240 231V232H239ZM177 232V233H176ZM180 232V233H179ZM200 232V233H199ZM210 232V233H209ZM222 233V235H221V233ZM227 232V233H226ZM228 232H230V233H228ZM186 233H187V235H186ZM205 233V234H204ZM207 233V234H206ZM240 233V234H239ZM246 233V234H247ZM249 233H251V235L249 234ZM170 234V235H169ZM181 234V235H180ZM185 235V236H182V235ZM211 234H213V235H217V236H219V237H217L216 238V241H215V237H212L213 235H211ZM219 234V235H218ZM230 234H232V235H230ZM128 235V236H127ZM209 236V237H206V236ZM229 237H228V236ZM250 235V236H249ZM170 236V237H169ZM181 236H182V238H184V239H182L181 238ZM187 236V237H186ZM211 236V237H210ZM244 236H246V237H244ZM174 237V238H173ZM177 237V238H176ZM178 237L179 238H181V239H178ZM221 237V239L222 240H224V241H222L221 239H218V238H220ZM224 237V238H223ZM170 238V239H169ZM214 238V239H213ZM229 238H230V240L231 241H229ZM123 239H125V240H123ZM208 239H210V240H208ZM243 239H245V240H243ZM248 239V240H247ZM180 240H181V242H180ZM212 240V241H211ZM240 240H242V241H240ZM251 240H253V241H251ZM106 241H107V243H106ZM246 241V242H245ZM249 241V242H248ZM251 241V242H250ZM133 242V241H132ZM217 242V243H216ZM240 244H239V243ZM123 243V244H122ZM134 243V242H133ZM182 243V244H181ZM217 245H216V244ZM158 244V245H157ZM249 244V245H248ZM141 247V248H140ZM157 247H158V249H157ZM238 247V248H237ZM140 248V249H139ZM161 250H160V249ZM159 250V251H158ZM161 251V252H160ZM127 252V253H126ZM171 252V253H170ZM234 253V255H233V253ZM237 252V253H236ZM230 253V254H229ZM241 254V255H239V254ZM157 254V255H156ZM161 254V255H160ZM243 254V255H242ZM253 254H255L257 257H258V259H262L261 257V255H259L258 253H253ZM169 255V256H168ZM160 256V257H159ZM230 256H231V260H230ZM229 258V259H228ZM156 259V260H157ZM236 259V260H235ZM243 259V260H242ZM246 259V258H245ZM161 260H162V262H161ZM166 260V261H165ZM198 261V262H197ZM172 262H171V264H172ZM201 262V263H200ZM78 264H85V259H80L79 260V263Z\"/></svg>",
  "mask_w": 264,
  "mask_h": 264
},
{
  "label": "snow or ice",
  "instance_id": "snow-or-ice-1",
  "mask_svg": "<svg viewBox=\"0 0 264 264\" xmlns=\"http://www.w3.org/2000/svg\"><path fill=\"white\" fill-rule=\"evenodd\" d=\"M213 119H215V117H213ZM229 226H231V225H229Z\"/></svg>",
  "mask_w": 264,
  "mask_h": 264
}]
</instances>
